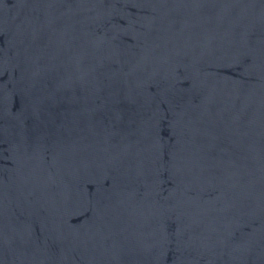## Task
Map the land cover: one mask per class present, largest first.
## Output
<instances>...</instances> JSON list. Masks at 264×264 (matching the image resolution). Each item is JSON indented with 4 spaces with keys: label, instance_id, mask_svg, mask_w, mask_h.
<instances>
[{
    "label": "water",
    "instance_id": "1",
    "mask_svg": "<svg viewBox=\"0 0 264 264\" xmlns=\"http://www.w3.org/2000/svg\"><path fill=\"white\" fill-rule=\"evenodd\" d=\"M0 264H264V0H0Z\"/></svg>",
    "mask_w": 264,
    "mask_h": 264
}]
</instances>
